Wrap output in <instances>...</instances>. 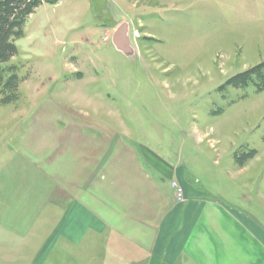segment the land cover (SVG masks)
<instances>
[{
	"label": "rangeland",
	"instance_id": "374dc122",
	"mask_svg": "<svg viewBox=\"0 0 264 264\" xmlns=\"http://www.w3.org/2000/svg\"><path fill=\"white\" fill-rule=\"evenodd\" d=\"M123 23L130 53L113 42ZM16 44L18 97L0 104L1 250L40 246L31 219L51 210L41 175L73 174L93 132L179 156L264 232V0H59L29 16ZM228 219L236 254L216 259L264 264L261 242Z\"/></svg>",
	"mask_w": 264,
	"mask_h": 264
},
{
	"label": "crops",
	"instance_id": "0c3cea01",
	"mask_svg": "<svg viewBox=\"0 0 264 264\" xmlns=\"http://www.w3.org/2000/svg\"><path fill=\"white\" fill-rule=\"evenodd\" d=\"M93 133L90 147L76 153L80 162L68 174L73 181L47 170L41 175L49 180L39 186L51 210L31 219V226L39 224L43 242L31 252L0 249L7 262L19 257L28 264H221L216 257L236 254L229 247L239 241L223 232L226 216L264 246L263 230L257 233L251 218L228 204L223 193H213L196 173L189 175L179 156L169 159L121 135ZM176 179L184 186L181 202L172 188ZM24 233L10 232L28 240Z\"/></svg>",
	"mask_w": 264,
	"mask_h": 264
},
{
	"label": "trees",
	"instance_id": "16d2710c",
	"mask_svg": "<svg viewBox=\"0 0 264 264\" xmlns=\"http://www.w3.org/2000/svg\"><path fill=\"white\" fill-rule=\"evenodd\" d=\"M59 0H0V104L18 97V66L10 61L18 52L16 40L24 35L29 16L43 3Z\"/></svg>",
	"mask_w": 264,
	"mask_h": 264
},
{
	"label": "water",
	"instance_id": "95a60500",
	"mask_svg": "<svg viewBox=\"0 0 264 264\" xmlns=\"http://www.w3.org/2000/svg\"><path fill=\"white\" fill-rule=\"evenodd\" d=\"M127 28L128 25L126 23L119 25L113 33V42L118 49L124 51L125 53H130L132 49L127 37Z\"/></svg>",
	"mask_w": 264,
	"mask_h": 264
},
{
	"label": "built area",
	"instance_id": "2783aa9c",
	"mask_svg": "<svg viewBox=\"0 0 264 264\" xmlns=\"http://www.w3.org/2000/svg\"><path fill=\"white\" fill-rule=\"evenodd\" d=\"M172 188L175 193L176 200L181 202L184 201L185 195H184V187L179 181H172Z\"/></svg>",
	"mask_w": 264,
	"mask_h": 264
}]
</instances>
